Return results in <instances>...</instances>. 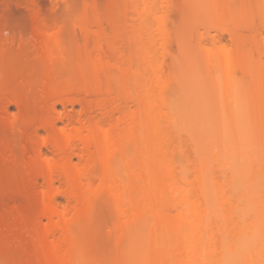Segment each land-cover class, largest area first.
I'll list each match as a JSON object with an SVG mask.
<instances>
[{
  "label": "bare ground",
  "instance_id": "6f19581e",
  "mask_svg": "<svg viewBox=\"0 0 264 264\" xmlns=\"http://www.w3.org/2000/svg\"><path fill=\"white\" fill-rule=\"evenodd\" d=\"M20 1L0 0L3 25H22L29 16L40 21V9L30 6V11L26 9L29 14L22 13L17 9ZM120 1L127 3L130 11L122 2L123 9L118 4L113 7L112 1L115 10H108L112 15L109 22L114 17L111 23H115L122 14L120 10L127 9L129 13L122 11L124 15L134 16V26L141 29L138 33L132 27L134 34L126 33L130 35L126 40L128 51L119 50L116 34L106 36L90 30L96 33L91 39L88 25L101 28L102 23L101 12L93 5L95 0L76 17L81 31L91 34L86 40L83 33V41L91 40V47L82 48L84 55L73 58L74 62L72 56L68 58L70 62L67 60L69 52L65 53L67 49L58 33L43 34L42 53L38 55L46 65L39 62L42 69L46 67L41 76L45 75L41 78L45 86L43 97L47 102L57 98L47 105L49 111L45 107V112L59 113L56 103L65 107L78 94L80 100L88 97L82 100L83 109H95L101 117L92 113L84 119L80 111L73 117L62 114L68 116L67 128L56 126L63 119L60 114L44 121L45 146L53 157L41 153L39 146L37 151L34 147L37 155L34 153L30 175L32 185L41 179L42 191L35 198L37 206L29 218L19 212L21 219L17 216L16 223L8 220L10 225H6L7 220L6 224L2 222L6 215L3 219L0 215L1 252L19 243L28 245L27 240L33 246H29L30 256L24 252L28 258L22 264H264V60L260 65L264 42L256 40L254 34L258 33L252 20L255 16L261 21L259 25H264V7L251 8L247 0H240L238 6L229 0L225 9L218 5V0H208L209 4L203 5L206 9L198 7L200 13L197 9L196 13L204 12L200 17L196 14L201 25L205 24V29L212 25L209 30L221 28L218 33L226 32L232 45L218 48L220 37L210 36L209 30L202 28L207 31V38H212L209 43L216 44V50L203 45L202 40L199 47L195 38V44L199 42L193 45L196 54L189 55L188 50L184 53L183 35L177 37L181 52L173 66L178 70L170 75V71L164 74L155 66L158 43L151 36L153 24L148 17L154 16L156 2ZM150 1L154 3L152 9ZM216 15L217 22L212 19ZM44 16L46 21L48 15ZM118 17L121 19V15ZM43 20L37 24L39 32L46 28ZM89 20L92 23L87 25ZM157 27L167 39L164 26ZM240 29L255 33L242 36ZM196 30L202 39L204 34L198 33V26ZM136 35L141 38H135ZM198 54L205 64L201 74L194 64V55ZM178 60H184L185 66L178 67L183 62ZM188 63L192 65L185 69ZM2 64L0 61V67ZM245 79L249 86L250 81L253 84L247 91L242 90ZM88 111L83 114L91 113ZM10 124L14 126V122ZM72 156H77L75 163ZM57 196L64 198L63 205ZM102 199L114 212L108 232L115 238V250L109 261L95 255L83 231L93 223L96 202ZM2 241L7 243V250ZM25 247L22 245L21 249Z\"/></svg>",
  "mask_w": 264,
  "mask_h": 264
},
{
  "label": "rangeland",
  "instance_id": "374dc122",
  "mask_svg": "<svg viewBox=\"0 0 264 264\" xmlns=\"http://www.w3.org/2000/svg\"><path fill=\"white\" fill-rule=\"evenodd\" d=\"M112 1L115 2V3H113V7H115L118 4L119 6L118 5L117 6L120 8L122 3H124L120 0L119 1L118 0L117 1L111 0V2H110V0H97V2L95 0V3H93L94 0H32V1H30V0H25V1L23 0L22 1L21 0L20 5H18V7H17V9L20 12L25 13V14L26 13L29 14L27 12L28 9L30 11L31 7H32V9L34 7L35 10H36V8H38L41 11L40 13L42 15L41 14L40 15L42 18L44 15H46V14L48 15L47 20L45 21V19L43 20L42 18H39L40 21H38V19L36 20L35 18H32L31 16H29L27 19L24 20V22L22 24L24 26H22L21 24L17 25V26H13V25L8 26V24H5L6 25L5 26V25H3L4 23L2 21V17H0V61L3 62V64H2L3 66L0 67V215L2 217V218L1 217L0 218L3 219L4 216L6 215L5 216L6 218H4L2 220V222H4V224H6L8 220L14 221L15 218L19 215V212L21 213V216L27 215L26 218L27 217L29 218V216L30 215L32 216L33 213L35 212V209L37 206L35 200L38 199V196H39L40 192L42 191V189H41V186H42L41 182L42 181H40L41 179H39V180L37 179V183L35 185H32V183H31L32 176H30L33 174V172H31L33 169H31V168H33L34 167L33 165L35 164V163H32V161H34V159H35V157H34L35 154L37 155V152L35 153V150L38 148L37 146H39L40 150L42 151L41 153H43V154L46 153V156L53 157L52 152H50L49 149H47V147L45 146V142L47 140V131L43 128V124H44V121H46L47 119H50L47 117H52V116L55 117L56 114H57L56 116H58V114H60V116L63 119L58 120L59 122L58 121L56 122V126L58 128H64V126L66 127L69 124V123L67 124V122H68L67 117L68 116L64 117V115L62 116V114H66V115L68 114L69 116L71 115V117H73V116H75L74 114H76V113L78 114V112L80 111L79 115L81 114L82 118L84 117V119L86 118V116H87V118L90 117V115L92 116V113L96 114L98 117H101L100 113H98L99 111L97 112V110H95V109H94V112L85 110V108L83 109V105L81 104L82 100H83V98L87 99L88 97L85 96L82 98V100H80L81 95L77 96L78 94L73 95V96H75L74 97L75 99L71 103H74V104L70 103V104L65 105V107H64V105L60 104V102L59 103L55 102L56 108H57L56 110L59 111V113L54 114L52 112L51 113L45 112L46 109L48 110V106L51 104L52 100L54 101L56 99V101H57V98L48 99L49 100L48 102H50V103H48L46 100L47 98L43 97L45 86L41 84V83L44 84L43 80L41 82V78L43 79L45 77V75H44V77H41V76H43L44 72L46 71V69H45L46 67L44 69H42L43 67H41V64L43 66L44 61L42 62V59H41V62H40V60L38 59V58H40V57H38V55L40 56L39 53H42L41 47H40L41 42L43 40H45L43 34L45 33L47 35H49V34L51 35L53 33H58L61 36L62 43L65 44V47H64V44H63V47L65 49H67V50H65V53L68 54V52H69L68 57L66 56L67 54L65 55L67 57V60L69 57L72 56L71 62H74V60L81 57L80 55H82V56L84 55L83 54V53H85L83 51L84 48L91 47V46H89L90 45L89 43L91 42V40L89 43L84 40L86 43H83L84 42L83 37H85L87 34H85L83 31H81V29L77 26V23L75 22V20H76V17H78L82 14L81 12L83 9L86 8V10H87L88 8L91 7V5L93 3V5L94 4L96 5L95 7H96L97 11L99 10V12H101L102 17H101V15H99V18L101 17L102 23L100 22L101 28H95L93 24H92L93 26L88 25V24L92 23V22L90 23V20H89V23H87L89 32L91 33V31H95L96 33L99 32L102 35H106V36L116 34V35H118V39H119L118 40L119 50L121 51V49L123 48V52L128 51V49L126 50V48H127V41L126 40L128 39V37H130V35L127 36V34H129L131 31H132L131 33H133V28L136 27V25L134 26V22H135L134 18L135 17L132 16V18H131V16L129 14L127 17V15L125 14L127 17L125 19V15L122 12L124 10H120L121 13L123 14L122 15L119 13V15H121V19H120V17H118L119 16L118 15L117 17L115 16L116 17V19L114 21L115 23H111V22H113L114 17L109 22V19H110V17H112V15L108 14V10L110 9V7H112L111 6ZM151 1H150L151 4H149V5H151V9L154 7V9L152 10L154 13V16L153 17L150 16L148 18H151L150 22H152V24H153V26H152L153 32L151 33L152 34L151 36L157 41V43H158V50L157 51H159V53L157 52V55L155 57L156 69L158 68L162 72L164 71L163 72L164 74L169 73V71H170V75H172V73L175 74L174 70H178V69H176L177 67L173 66V64H175L174 61L177 60L178 57L180 56L179 54L181 51L178 49L179 47H178L177 42L180 41L179 38H181L182 35H183L182 37H184V42L186 43V44H184L185 47L182 46V47H184L183 48L184 53H185V51L188 50L187 53H189V55L190 54L193 55V53H194L193 49L196 50L195 47L193 48V45L194 46L197 45V43H199L200 40H202L201 42L203 43V45H206V47L214 48V46L216 44L214 45L212 42L209 43V41H211L212 38H211V40H210V38H207L209 36V35H205L207 33V31L205 33V31L202 29V28L205 29V27H203L205 24H203V26H202L201 25L202 21L199 19V17H200L199 15H204V12L202 11L203 12L202 14L196 13L199 9L198 7L205 8L206 7L205 4L206 3H207V5L209 4L208 0H154V2H156L155 3L156 7H155V5H153L154 3H152ZM218 1H219L218 5H220L222 7V9H225V5L229 0H218ZM239 1L240 0H234L232 4L238 6ZM247 1H248V4L250 5L251 8L256 9L258 6L264 7V0H247ZM31 2H33L34 4ZM120 2H122V3H120ZM25 4H26V6H25ZM86 5L87 6L90 5V6L85 7ZM124 5H125L124 7H126L127 3H124ZM152 5H153V7H152ZM27 6L29 8H27ZM35 6H36V8H35ZM82 7H84V8H82ZM113 7H112V9H114ZM121 7L123 9V6H121ZM147 7H148V5H147ZM119 8L117 10H119ZM127 8H128V5H127ZM38 9H37V11H38ZM129 9L130 8H128V10ZM196 9H197V11H196ZM78 10H79V12H78ZM126 10L127 9H125V11H124L125 13H126ZM71 11H73V13ZM129 11H128V13H129ZM67 13L71 14V15H68ZM104 13L106 15L107 14L108 15L106 16ZM78 14H80V15H78ZM131 14L135 15L136 19H139L138 15H136L134 13H131ZM196 14L199 17H196ZM0 16H1V14H0ZM64 16L66 17L65 19H64ZM68 16H70V17H68ZM185 17L187 20L185 19ZM212 17H210V18H212L216 22L219 20V19H217V15H216V17L215 16H212ZM44 18H45V16H44ZM117 18H119V20ZM202 18L203 17L201 16V19ZM218 18H220V20H221L220 16ZM254 18L252 20H254L253 22L256 23L255 30H256V33H258V34H254V36L256 37V40L259 43L261 42V44H262L264 42V25L263 24H262L263 26L261 25L263 27L262 28L259 25L261 22L260 20H258L259 18H256L255 16H254ZM197 19L200 20V24L197 22ZM41 20L45 21V24H46V28L41 30L43 33L39 32V30H37L38 29L37 24H40ZM117 20H118V22H117ZM224 20H227V19L224 18ZM204 21H206V20H204ZM214 21H212L210 19V22H214ZM222 21H223V19H222ZM196 22L201 26L200 27L199 25H197L198 30H199L198 33L202 32L204 34L203 38H206V39H204V40H203V38L200 39L199 35H196L197 34ZM210 22H209V25L211 24ZM254 23H253V26L255 27ZM113 24H115L114 25L116 28L115 31L113 30V28H114ZM135 24H136V22H135ZM137 24H139V23H137ZM214 24H213V26H214ZM217 24L215 27L219 26V24H218V26H217ZM222 24H226V23L223 22ZM116 25H118V26H116ZM159 25L164 26L162 29L166 31L167 35L166 34L165 35H166V37H168L167 39L164 36L160 35L159 32H162V30L158 32L157 26H159ZM194 25H195V27H192ZM220 25H221V23H220ZM210 26H212V25H210ZM226 26H229V25H225V27ZM259 26L261 27V29ZM138 27H140V26H138ZM206 27H208V24ZM41 28H43V27H41ZM208 28H206V29L209 30ZM224 28H222V29H224ZM156 29H157V31H156ZM159 29H160V27H159ZM212 29L213 28H211L209 30L208 34H210V36H212V34L216 36V34H217V37H220V41H221L220 45H216V46H218V48H220V47L230 48L231 47L230 45H232L231 39L229 38L230 36L225 34L226 32L223 34L218 33L219 30H220V32H222L221 28L218 31L215 28L213 30ZM135 30L138 32V30H141V29H137V27H136ZM113 31L115 33H113ZM238 31L242 32V34H243L242 36L245 35L247 37H248V35L250 37V35H253V33H255L252 31L249 32L250 30H247L248 31L247 32L244 29H242V30L240 29ZM89 32H88V34H89ZM140 32H138V33H140ZM215 32H217V33H215ZM83 33L85 34V36H83ZM96 33L93 34V32H92L91 34H93V35L90 34L91 39H93V36H95ZM90 35H87V38L85 37L84 39L87 40L89 38L88 36H90ZM195 35L199 38L195 37ZM138 36H140V34H138ZM201 36H203V35H201ZM177 37H179V38H177ZM135 38H141V37H137V35H136ZM195 38L197 40H199V42L196 40L197 41L196 44H195ZM63 39H64V41H63ZM178 39H179V41H177ZM136 40L138 41L139 39H136ZM181 42L183 43V41H181ZM201 42L198 44L199 47H200ZM179 44H180V42H179ZM211 44H213V47L211 46ZM198 46H197V48L199 50ZM39 47H40V49H38ZM180 47H181V45H180ZM262 48H261V50H262ZM39 50H40V52H39ZM190 50H192V51H190ZM213 50H216V47ZM78 51L79 52L81 51L80 53H82V52L83 53L79 54V56H78V53H77ZM263 51H264V49H263ZM187 53H185V54H187ZM199 53H201V52H199ZM262 53H264V52H261V54ZM194 54H196V52ZM192 55L190 57H192ZM198 55H194L195 56V63L194 64L199 69L197 72H200L199 74H201L202 72H204L202 68L205 67V64H204V59H200V54H198ZM182 56H183V54H182ZM196 56H198V57L196 58ZM259 57H260V55H259ZM71 58H70V60H71ZM73 58H74V60H73ZM189 59L191 61V58H189ZM70 60H68V61L70 62ZM263 60L264 59L261 58V61H262V62L260 61L261 66L263 64ZM180 61H183V62H180ZM180 61H179L180 64L178 65V67H181L182 65L185 66L186 63L183 64L185 61L184 60H180ZM193 61H191V62H193ZM200 61L203 62V64L200 63ZM194 64H193V66H194ZM198 64H200V65L198 66ZM190 65H192V64H189V66L185 67V69L190 67ZM44 66H46V65L44 64ZM200 68H201V71H200ZM262 68H264V67L262 66ZM179 70H181V69L179 68ZM195 70H196V67H195ZM214 70H216V69H214ZM58 71H59V69H58ZM171 71H172V73H171ZM178 72H182V71H178ZM215 72H214V74H215ZM209 73L211 74V70ZM239 75L240 74H238L237 77ZM197 76H200V75H197ZM238 79H241V77ZM263 80H264V77H263ZM246 81H247V79H245V81H244L245 84H243V86H242L243 91H245V90L247 91V89L249 87L251 89V87L253 86L251 81H250V84L252 86H249L248 85L249 82L246 83ZM263 85H264V81H263ZM42 87L44 88L43 92H42ZM250 89H248V90H250ZM180 92L182 93V91H180ZM201 92L202 91H200L199 94ZM173 93H176L175 96H177V92H173ZM119 96L117 95V98L119 101H121L122 98L119 99ZM114 97H116V95ZM89 98H91V97H89ZM86 99H84V100H86ZM208 99H209V97H208ZM210 99H211V97H210ZM89 100H91V99H89ZM214 100L215 99H213V101ZM75 101H76V103H75ZM205 101H206L205 103H207L208 100H205ZM15 103H16V105H15ZM129 106H131V105L129 104ZM45 107H47V108L45 109ZM81 110H82V113H81ZM83 111L85 113L87 111L91 112V113L84 115L85 113L83 114ZM43 115H46V116H43ZM42 117H44V118H42ZM55 118H53V119H55ZM66 118H67V120H66ZM12 122H14V126L16 125L15 127L13 125L11 127L10 123H12ZM67 127H69V126H67ZM34 145H36V146H34ZM40 145H42V146L40 147ZM34 147H35V150H34ZM75 153L76 152H73L74 155H75ZM76 157L72 156V160L74 163L77 161ZM29 177H30V179H28ZM55 186H58V184L56 183ZM103 197H104V195H103ZM56 198L60 204L63 205L65 203L64 198H61L59 196H57ZM36 201H38V200H36ZM104 201L105 200L102 199L101 201L98 200V202H96L97 208L95 210L96 211L95 215H94L95 217H93V223L92 222H91V224L89 223L90 225L87 224L84 227L83 231L86 234V235L84 234V238L90 243L95 255L97 257L102 258L105 261H109L111 259L112 255L114 254L113 250H115V244H114L115 238H113V236L110 234V232H111L110 229H111V224H112L110 222H112V220H113L114 212L111 209V207L109 206L110 204H108L107 201H105V202ZM11 206H13V207H11ZM33 208H34V210H33ZM14 210H15V212H14ZM21 211H23L24 213H22ZM29 213H30V215H29ZM10 215H11V217L12 216L13 217L11 218ZM18 218H19V216H18ZM22 218H24V217H22ZM1 219H0V223H1ZM20 219L21 218H19V220ZM4 220L5 221L7 220V221L5 222ZM19 220L17 219L16 221L18 222ZM9 221L6 225H8L10 223ZM0 225L3 226L2 223ZM6 225H4V226H6ZM11 225L14 226L15 224H11ZM12 226H11V228H12ZM86 227H87V229H86ZM107 228L108 229L110 228V229L108 230ZM3 229H4V227H3ZM5 230H6V227H5ZM7 230H9V229H7ZM85 230H87V231H85ZM83 231H82V233H83ZM108 231H110V232H108ZM107 233H108V236H107ZM86 236H87V238H86ZM2 243L5 245V246H3V249L5 248V250H7L6 249L7 243L5 241H2ZM26 243H28V245L25 243L22 244V245H24V247H25V245L28 246V248L25 247L23 249L24 251L21 249L22 245H19L20 243L17 244L18 247L16 246L18 249L16 247L12 248L11 245L10 246L12 249L11 248L9 249V245H8V249H9V250H7L9 252L8 253L7 251L4 252V250H3V252H1L2 246H1V240H0V248H1L0 254H2V255H0L1 264L2 263L3 264H22L23 259L27 260L28 257L26 258L24 256V252L27 251L25 253L29 254L30 253L29 249H31L32 248L31 246H33V245H32V243H30V245H31L30 246L29 242H27V240H26ZM19 246H20V249H19ZM19 250L22 253H19L18 252ZM10 252L12 254L11 256H10ZM4 253H5V256L3 255ZM28 254H26V255L28 256ZM29 256H30V254H29ZM4 257L6 260L4 259ZM26 264H28V263H26Z\"/></svg>",
  "mask_w": 264,
  "mask_h": 264
}]
</instances>
